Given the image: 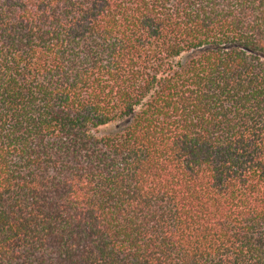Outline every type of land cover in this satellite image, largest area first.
I'll use <instances>...</instances> for the list:
<instances>
[{
    "label": "trees",
    "instance_id": "trees-1",
    "mask_svg": "<svg viewBox=\"0 0 264 264\" xmlns=\"http://www.w3.org/2000/svg\"><path fill=\"white\" fill-rule=\"evenodd\" d=\"M0 264H264V0H0Z\"/></svg>",
    "mask_w": 264,
    "mask_h": 264
},
{
    "label": "rangeland",
    "instance_id": "rangeland-1",
    "mask_svg": "<svg viewBox=\"0 0 264 264\" xmlns=\"http://www.w3.org/2000/svg\"><path fill=\"white\" fill-rule=\"evenodd\" d=\"M116 125L117 124H111V125H108V126H105V127H101V128H99V130L97 132H98V134L107 133L110 130H113L116 127Z\"/></svg>",
    "mask_w": 264,
    "mask_h": 264
}]
</instances>
